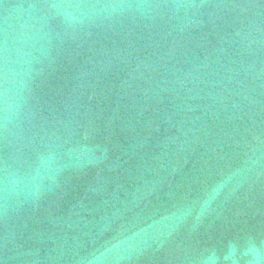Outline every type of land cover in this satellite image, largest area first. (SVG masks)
<instances>
[{
    "label": "water",
    "instance_id": "water-1",
    "mask_svg": "<svg viewBox=\"0 0 264 264\" xmlns=\"http://www.w3.org/2000/svg\"><path fill=\"white\" fill-rule=\"evenodd\" d=\"M249 242L264 0H0V264H248Z\"/></svg>",
    "mask_w": 264,
    "mask_h": 264
},
{
    "label": "clouds",
    "instance_id": "clouds-1",
    "mask_svg": "<svg viewBox=\"0 0 264 264\" xmlns=\"http://www.w3.org/2000/svg\"><path fill=\"white\" fill-rule=\"evenodd\" d=\"M236 251L235 247L230 248V252L234 257ZM243 255L248 257V264H264V249H260L254 242H249L248 246L243 250ZM232 264H239V260L233 258Z\"/></svg>",
    "mask_w": 264,
    "mask_h": 264
}]
</instances>
